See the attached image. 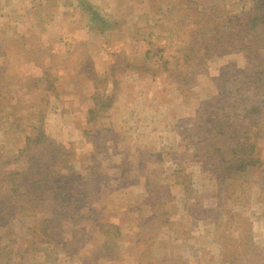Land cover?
I'll return each instance as SVG.
<instances>
[{
  "label": "rangeland",
  "instance_id": "rangeland-1",
  "mask_svg": "<svg viewBox=\"0 0 264 264\" xmlns=\"http://www.w3.org/2000/svg\"><path fill=\"white\" fill-rule=\"evenodd\" d=\"M259 1L135 0L173 28H153L165 39L121 51L115 62L95 60L80 41L60 61L46 41L54 36L43 30L27 41L34 54L17 39L0 44V80L9 85L0 103L18 106L14 119L31 113V104L46 105L48 137L27 148L36 130L0 123V264H232L230 251L235 264H257L264 249V29L241 50L237 42L203 54L217 24L221 31L239 25ZM136 21L137 35L146 32ZM110 36L113 44L120 38ZM32 113L23 121L42 126ZM234 133H244L247 146L255 142L259 157L240 171L219 161L222 144H236ZM50 165L65 176H45L37 187H74L72 218L59 217L58 196L36 198L27 181L13 190L14 179L44 176ZM62 189L66 202L71 194Z\"/></svg>",
  "mask_w": 264,
  "mask_h": 264
},
{
  "label": "crops",
  "instance_id": "crops-1",
  "mask_svg": "<svg viewBox=\"0 0 264 264\" xmlns=\"http://www.w3.org/2000/svg\"><path fill=\"white\" fill-rule=\"evenodd\" d=\"M132 1H134L133 6ZM132 1L86 0L93 6V9L101 14L103 20L108 22V26L102 29L103 27L98 22L90 20L88 12L83 9L79 0H0V32L6 36V39L0 40L1 47H7L10 41H14L10 43V45H14L15 39H17L19 47L21 46L22 49L25 47L28 53L34 54V47H30L27 41L37 37V33L39 34L43 30L45 34L48 33L49 38L54 36L53 41H46L53 44L54 47L50 49V53L54 57H58L60 61H62V57L66 60L71 59L72 51L76 49L80 41L86 47L90 46L89 54L93 52L95 60L101 62L109 57V60L115 62L121 51L130 50L129 52H132L133 46L138 47L145 44L148 46V43L157 37L160 40L165 39L162 35H157L153 28L164 26L167 31L173 28L165 19L156 17L157 14L151 15V10L149 12L148 9L141 10L135 0ZM124 10L126 13H123ZM167 11H159L161 12L160 17H166L164 13ZM138 17L141 19V24L147 27V31L144 33L140 31L139 35H137L138 29L142 27L134 24L138 22L136 21ZM111 31L119 32L120 38L117 39L118 42L115 41V44H113V39L112 43L110 41V38H113V35L110 36ZM123 37L124 39H122ZM138 38H142L143 43ZM8 58L9 54L6 59ZM44 60L47 59L44 58ZM3 81L5 80H0V90H6V86L9 87ZM141 93L146 94L147 92L143 89ZM30 107L35 109L32 105ZM14 120L9 116L8 105L0 103V123L13 125ZM4 132H8V128H4Z\"/></svg>",
  "mask_w": 264,
  "mask_h": 264
},
{
  "label": "trees",
  "instance_id": "trees-1",
  "mask_svg": "<svg viewBox=\"0 0 264 264\" xmlns=\"http://www.w3.org/2000/svg\"><path fill=\"white\" fill-rule=\"evenodd\" d=\"M80 1V5L83 7V9H86V12H88L90 20L94 21V22H98L100 24L101 27H103L102 29H105L108 26V22L103 20V17L101 16V14L93 9V6L91 4H89L88 2H86V0H79ZM209 15L211 17V20H213V22L216 23V18L211 12H209ZM247 15V16H246ZM245 15V18H247L246 20H242V22L239 25L233 26V28H230L228 26H225V28L221 31L219 28V25H216V29L213 35L208 37V40H206V51L204 52L203 56H209V55H217L219 53H224L225 51H229L231 50L235 44L238 42L240 44V49H242L243 44L249 45L250 40L252 39L253 33H257L258 31H261L262 29H264V0H260L259 2H257V6L256 8H254L253 10H249ZM241 20V19H239ZM218 22H220L219 19H217ZM260 33V32H259ZM202 61V60H201ZM262 70H259V73H256V75L258 76L259 80H262V76L263 73H261ZM5 90H0V98L2 97V99H6L5 97ZM227 94V93H226ZM226 99H222V102L225 101ZM221 102V100H220ZM219 102V103H220ZM218 104V102H217ZM33 107H39L38 111L34 110L32 107H28L31 108L28 112H33V114L37 116H40L38 121L41 122V125L43 124V118L41 116L44 115V113H42L41 108L46 109V105L44 107L40 106V105H36L31 104ZM232 107H236V105H232ZM9 108V116H13L14 113H12V111L14 109L18 110V106L17 105H12V106H8ZM20 108V107H19ZM220 108V106H219ZM229 108V107H228ZM227 108V109H228ZM12 110V111H11ZM27 110V109H26ZM91 112V111H90ZM95 112V111H92ZM31 113H26L23 117H15V120L13 122V124L15 125L16 128H20V126L24 125L26 128L30 127L31 129H34L38 132V135L35 137H31V136H27L28 142H27V148L29 147V145L31 144V142H33L34 140H37V142H45L46 140V135H45V129H44V125L39 126L37 128H33L35 127L34 125L31 126L32 124L30 123H26V121L23 119H27L30 118V114ZM22 117V118H21ZM263 118L260 117H256L255 121L256 123L259 122L260 120H262ZM21 120V121H20ZM221 123V122H220ZM220 123H217V126H220ZM259 131V130H258ZM210 132H208L209 134ZM218 134L221 132H217ZM212 134V133H210ZM235 133L232 135L233 140L236 141V144L233 143H227L226 145L222 144L221 148H224L225 152L224 154L220 157L219 161L223 162L224 164H228L230 163V170H235V171H240V170H244L246 169V167L253 165L256 161H259V157L256 156V143L253 142L251 143L249 146L246 145V142H243L241 140L243 139L244 133H242V135L240 136V138H238L237 136H235ZM48 138V137H47ZM206 141V139L204 140ZM208 141V140H207ZM247 146V147H246ZM22 152L24 151L21 150ZM220 151H223V149H220ZM251 154H254V156H251ZM55 165H58V163H56ZM42 172L44 171H38V172H28L27 177H21L19 179H14L11 180L13 181L12 186L14 187L13 190L17 191V188L20 186V182L21 181H17V180H24L27 181L28 183V187L29 189L32 191V193L36 196V198L39 199H43V197L46 198H52V199H56L57 203H56V210L57 212H59V217L63 218V217H74V211H78V207L73 206V204L75 203L74 201V197L76 195H79V193L77 191H75V188H69V187H65V188H59V191L53 193V189L52 188H45L43 190L39 189L37 187V184L45 177V176H51L54 175L53 177H64L65 175H62L63 173L61 172V168L59 166H54V165H50V168L44 173V176H42ZM19 173H21L20 171H17L15 173H12V175H19ZM27 173V172H26ZM32 176H36V178H33ZM56 183V182H55ZM58 184V183H57ZM61 189L62 190H66L68 192V195H70L68 197L67 200H64L66 202H63V195L61 193ZM1 190V188H0ZM77 190V189H76ZM58 199L60 200V203H58ZM9 200V199H8ZM61 204V205H58ZM11 207L12 208H16V205H13V207L11 206V204L9 203L7 205V207ZM55 210V211H56ZM48 230V233L51 234V230H52V226H46L45 227ZM55 234V233H54ZM228 252V250H227ZM230 255H226V259H229L228 261H232V264H235V260L237 259V255L236 257H232V253L231 251L229 252ZM232 255V256H231ZM232 257V258H231ZM256 262L257 264H264V249L258 250V253L256 255Z\"/></svg>",
  "mask_w": 264,
  "mask_h": 264
}]
</instances>
